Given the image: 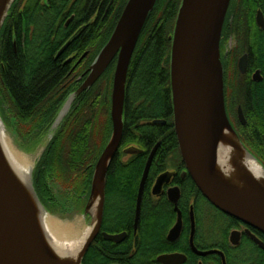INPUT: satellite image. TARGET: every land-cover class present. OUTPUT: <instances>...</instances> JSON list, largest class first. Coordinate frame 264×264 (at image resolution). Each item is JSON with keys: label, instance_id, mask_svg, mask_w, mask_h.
<instances>
[{"label": "water", "instance_id": "95a60500", "mask_svg": "<svg viewBox=\"0 0 264 264\" xmlns=\"http://www.w3.org/2000/svg\"><path fill=\"white\" fill-rule=\"evenodd\" d=\"M16 2L13 0L12 5ZM157 0H129L120 22L110 41L102 49L89 75L81 87L70 95L61 109L52 129H58L70 111L74 101L105 74L118 57L113 78L111 119L113 132L105 150L95 166L91 195L83 216L90 219L91 232L80 252L79 264L99 236L104 219L106 185L109 166L116 156L124 134V108L127 76L131 58L142 30L156 6ZM231 0H182L178 12L172 41L170 75L173 101L174 129L187 172L202 195L216 209L225 215L241 221L264 235V193L257 192L260 179L247 165L237 164L238 172L233 170L237 156L231 153V161L220 163V145L225 133H230L247 155L261 163L242 143L228 119L224 98V68L221 59L220 43L223 26ZM9 9V11H10ZM8 11V14H9ZM0 25V32L8 16ZM256 23L264 32V15L257 13ZM214 58V76L207 73L208 64ZM247 55L238 63L241 74L247 72ZM241 124L246 125L242 108L238 109ZM154 125L164 121L155 120ZM52 140V139H51ZM51 142V141H50ZM160 143L151 153L145 166L139 187L136 221L140 220L144 187ZM136 148L126 151L136 154ZM32 170V200L30 204L22 198L14 187L11 178L0 161V264H56L46 247V237L40 222L37 207L47 215L49 212L39 199L34 176L38 166ZM172 174L166 172L158 177L154 193L170 184ZM243 191V189H245ZM264 191V188H262ZM169 200L178 213V222L171 230L169 238L179 237L182 227V213L178 208L181 198L177 187L168 191ZM36 204V205H35ZM84 232V231H83ZM127 234L111 235L103 233L106 241L121 243ZM264 251V242L253 237ZM216 252H198L202 257ZM186 258L173 254L159 258L162 264H184Z\"/></svg>", "mask_w": 264, "mask_h": 264}, {"label": "trees", "instance_id": "16d2710c", "mask_svg": "<svg viewBox=\"0 0 264 264\" xmlns=\"http://www.w3.org/2000/svg\"><path fill=\"white\" fill-rule=\"evenodd\" d=\"M179 6V0H157L144 26L128 70L125 128L122 141L124 145L136 142L143 147L146 146L148 152L140 150L136 153L139 154L137 158L131 156L125 163L121 161L118 153L112 160L107 175L103 222V231L108 233L128 231V240L132 233V214L139 181L150 150L161 140V146L151 167V175L165 171L168 167L165 164L168 155H175V152H178L175 133H170L168 127L153 125L152 122L166 118L173 109L170 75L171 42L168 36L172 34L170 23L175 19ZM236 7L237 9L233 8L230 11L234 17L232 26L230 22L227 23L228 34L237 37L238 41L245 39V43H249V35L252 36L249 31L250 24L254 26V15L259 9L264 12V0H240ZM156 16L158 17L155 18ZM242 17H244L243 21H241ZM260 33L263 32L260 30ZM261 40L262 42L256 39V43L251 44L250 58L252 65L264 67L263 36ZM85 44L83 43V46ZM42 52L50 57V52L54 53V50ZM0 64L3 65L0 68L2 86L18 117L23 118L24 121L34 119L45 112L51 114L50 101L54 97H57V100L60 97L64 99L60 92L65 89L67 83L65 75L68 70L62 66L60 60L55 61L51 56L44 64L28 62L20 53L17 55L14 53L8 41L0 54ZM114 70L115 63L105 72L98 84L86 91L85 94H88L89 100L84 104V111L76 114L72 122L69 118L65 120L62 125L63 130L51 142L38 165L35 185L40 175L44 173L42 168L47 161V153L53 151L56 146V155L49 170L50 167L54 169L58 182L63 187L73 188L77 192H80V187L85 188V182L80 183L79 179L84 178V175L89 178L93 175L94 167L102 152L98 153L96 147L91 144L97 134L94 129L98 115H100L99 108L103 91L106 92V96H111ZM90 92H93L92 97L89 96ZM233 101L237 106H242L247 119V125L240 128V137L250 152L264 166V85H252L245 80L243 84L233 89ZM109 105L106 107L108 111L104 113L101 122L106 119V115L109 116L108 122L111 120ZM49 127L50 125L46 126L44 130H48ZM61 138L65 139L63 145L58 143ZM177 155L180 158L179 153ZM73 179L77 181L73 182ZM45 180L49 185L47 177ZM61 195H63V201L69 204L72 197L67 195V191L62 189ZM44 204L49 211L46 203ZM125 206L126 208L123 209ZM51 212L63 215L62 208ZM142 213L140 226L143 221H146L150 232L156 235L161 213L150 206L146 210V216L144 210ZM109 221H115V226L108 223ZM128 246V243L114 245L105 241L100 235L90 247L83 264H110L112 262L132 264V261L127 260L128 254H121L128 251Z\"/></svg>", "mask_w": 264, "mask_h": 264}, {"label": "flooded vegetation", "instance_id": "af4514ba", "mask_svg": "<svg viewBox=\"0 0 264 264\" xmlns=\"http://www.w3.org/2000/svg\"><path fill=\"white\" fill-rule=\"evenodd\" d=\"M128 1L17 0L12 6L1 31L0 54H2L6 43L10 41L14 53L16 55L20 53L28 62H34L39 65L44 64L51 56L55 61L60 60L62 66L68 70L65 75L67 83L63 90V92L69 91L68 95L65 96L66 98L88 77L90 67L94 64L101 50L110 41L115 32ZM238 1L240 2V0ZM232 4L233 0L230 7ZM230 11L231 8L226 16L220 43V50L222 52L225 50V42L230 36L228 35L229 28L227 27V23L234 17L230 14ZM259 11L264 15L262 9H259L257 13ZM175 22V19H173L170 23L171 28ZM168 40H170L169 36ZM83 43L86 44L83 46ZM47 50H54V53L50 52L49 57L48 54L46 55L45 52H42ZM250 54V47L246 42L244 43V51L239 58L240 60L244 55H247L246 74L240 73L238 68L239 60L237 62L241 84L247 80L252 85H264V67L252 65ZM232 58L228 53L223 56L224 81H226L227 69L229 68L230 71V66L233 65ZM228 61L230 62L228 63ZM2 66L0 64V68ZM98 83L99 81L96 84ZM63 92L61 95H63ZM85 93L73 103L72 110L68 115L70 122H72L76 114L84 111V104L89 100L88 94ZM92 93L89 95L90 97L93 96ZM102 97L99 108L101 119L104 116L103 105L108 101L105 91H103ZM226 111L233 128L240 137L238 126L230 119L228 106L226 107ZM244 115L246 117L245 112ZM157 120L164 121V124L157 126L168 127L170 133H175L173 109L171 114L166 118ZM158 142L161 143V140ZM128 146H135L143 152H148L146 146L143 147L136 142L124 145L122 141L118 154H120L121 161L124 163L130 159V156L124 153ZM177 147L178 152H175V155H168L165 161V164L167 166L171 165L170 168H172L170 184L165 185L161 191L154 193V186L158 177L170 169L167 167L165 171L157 175H151L149 172L144 187L140 220L137 224V199L143 171L139 181L134 213L132 214L131 238L128 240V231L108 233L103 231V226L99 236L101 235L104 239L103 233L111 235L126 233L127 236L121 243H111L114 245L128 243V251L121 254H128L127 260L132 261V264H162L159 262L160 257L173 254L184 256L186 258L184 264H264V251L253 239L254 237L264 242V235L245 223L225 215L207 201L187 172L178 144ZM177 153H179L180 158ZM133 156L137 158L139 154H134ZM126 157L129 158L125 160ZM36 186L38 192H40L38 182ZM174 187L179 188L181 194L178 208L182 213V227L179 237L171 240L169 238L170 232L178 222V213L168 196L169 189ZM148 206L159 210L161 213V221L159 222V229L156 235L150 232L146 221H143L140 226L142 212L144 210L146 216ZM125 208L126 206L123 207V209ZM109 223L115 226V221H109ZM210 251L216 253L204 257L198 254V252ZM111 264L120 263L112 262Z\"/></svg>", "mask_w": 264, "mask_h": 264}, {"label": "rangeland", "instance_id": "374dc122", "mask_svg": "<svg viewBox=\"0 0 264 264\" xmlns=\"http://www.w3.org/2000/svg\"><path fill=\"white\" fill-rule=\"evenodd\" d=\"M179 1H180V6H181L182 0H179ZM238 4H239L238 0H233V4L230 7L231 11L233 8L234 10L237 9L236 6H238ZM179 9H178V12H179ZM178 12L175 17V21L177 19ZM9 14H10V11H9ZM157 17L158 16H156L155 18ZM243 20H244V17H242L241 21ZM253 24L254 26L250 24V30H249L252 35V36L249 35L248 46L250 47V51H251V44L253 45V43H256V39H260V41L262 42L261 40L262 36L264 38V34L260 33V30L258 29L256 25V14L254 15ZM175 25H176V22L174 25H172V35L169 36V38L172 37L174 34ZM244 43H245V39H241L238 41L237 37L235 38L233 35H230L227 38V41L225 42V50L223 52L221 51L222 60H223L224 54L226 53H228L229 56L233 57L232 58L233 65L230 66V71H229V68L227 69L226 81H224V98H225V106L226 107L228 106V111L230 113V119L231 121L235 122L236 125L238 126L240 136H241L240 128L244 126H242L238 121L237 108L241 105L237 106L235 102L233 101V89L241 85V78L239 77L240 73L237 70V62L244 51ZM171 46H172V41H171ZM229 62L230 61H228V63ZM68 92L69 91H64L62 96H64L65 98V96L68 95ZM60 93L62 94V92ZM107 96H108L107 104L103 105L104 113H106V110H107L106 107L109 104H110L109 106L111 109V96L110 95H107ZM67 100H68L67 97L65 98V100L61 99V97L60 99L57 100V97H54L50 101V105H51L50 111L52 115L49 114L48 112H45V113L40 114L34 119L24 121L23 118L18 117V114L15 112L13 104L9 96L7 95L6 90L3 88L2 82L0 80V112L2 113V116L5 122L8 124V131H7L8 133H6L7 137L9 141L12 143V145L14 146V148H16L17 150L20 145L22 146V149L27 152V153L24 152V154L28 156L27 158H30L33 167L36 166L37 162L39 161L43 153L47 151L49 145L53 141L51 139L56 134V132L59 130V129H52L53 128L52 126L54 125L56 118L58 117V114L60 113L61 109L63 108ZM100 117L101 116L98 115L95 129L93 128L94 131L97 132V134L94 136L91 146L96 147V151L98 153L102 151L101 152L102 154L111 139L112 132H113V125H112L111 120H109L110 123L108 122L107 120L109 119L108 115H106V119L104 120V122H101L102 119H100ZM49 125H50L49 129L44 130L46 126L48 127ZM50 133H52L51 136L48 135ZM40 135H43V136L39 137ZM64 141L65 139L61 138L58 143L63 145L65 144ZM66 144H67V141H66ZM55 155H56V146L53 151L47 153V161L44 163L45 166L43 167L44 173L42 174V176L40 175L37 181L40 186L39 188L40 192H38V189L36 188L37 195L40 198L42 204L45 206L44 203H46V206L50 212L47 215L46 219L48 221H53V220L59 221V222H62L64 225H77L81 231H85V229L89 227L90 219L85 218L83 216V213H84L83 211L86 208L88 200L91 195L93 175L90 178L89 176L84 175V178H82L81 180L79 179L80 183L85 182V185L83 184L85 188L80 187L79 188L80 192H77V190H74L73 188H70V187L69 188L63 187L61 184H59L60 182H58V178L56 176V172L54 171V169L50 167V170H49V166L54 160ZM127 158L129 157H126L125 160H127ZM170 167L171 165L168 166V169L170 170H168L167 172H171L172 168ZM94 170H95V167H94ZM37 171L38 169L35 172V181L37 178ZM46 177L49 180V185H47V182L45 180ZM75 181L77 180L73 179V182ZM62 189L66 190L67 195L72 197L70 198V201L68 202L69 204H67L62 199L63 197V195H61ZM88 189H89V192H88ZM59 208H62L63 215H57L51 212L52 210L59 209Z\"/></svg>", "mask_w": 264, "mask_h": 264}, {"label": "bare ground", "instance_id": "6f19581e", "mask_svg": "<svg viewBox=\"0 0 264 264\" xmlns=\"http://www.w3.org/2000/svg\"><path fill=\"white\" fill-rule=\"evenodd\" d=\"M12 2L13 0H0V25L4 20L5 16L8 14ZM230 24H233V19L230 20ZM258 29L261 30L259 27ZM214 58L215 56H212L208 64L207 73L210 77L214 76V71H213ZM240 107L242 108V106ZM61 125L58 128L59 130L53 136L52 140H54L57 134L63 130V126ZM7 131H8V124L5 122L2 113L0 112V161L2 162L4 169L11 178L14 187L18 190L22 198H24V200L29 204H30V200L31 203L34 204V201L32 200L31 197L32 170L34 167L31 163L30 158H27L28 156L24 154V152L25 153L27 152L22 149L21 145L19 146L20 149L18 148V150L14 148V146L7 137L6 134L8 133ZM52 133L48 135L51 136ZM159 143L160 142H157V144L149 152L148 154L149 157ZM237 145L238 143L234 140L233 136L230 133L227 132L224 134L220 145V163L230 162L232 160L231 153H233L232 155L235 154L238 159L234 161L233 170L236 171L237 173L238 172L237 164H241V162L244 165H247L248 168L256 172L257 175L259 176L261 184L257 192L264 193V191L262 190V188H264V169L255 160L251 159L249 155L245 153L242 147H240V151H239ZM160 146L158 147V149L160 148ZM145 153L147 152L145 151ZM156 154L154 158L156 157ZM245 190L246 188L243 189V191ZM36 210L38 211L39 214L44 236L47 239L45 245L47 247V250L50 252L53 261L56 262V264H79L81 257L80 252L84 246L85 241L89 239L91 232L89 230H85L83 232L80 230V228L77 225H64L62 222L54 221V220L48 221L46 219L45 212L40 207H37Z\"/></svg>", "mask_w": 264, "mask_h": 264}]
</instances>
